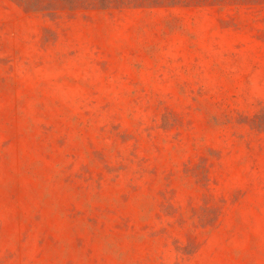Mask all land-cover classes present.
<instances>
[{"label":"rangeland","instance_id":"obj_1","mask_svg":"<svg viewBox=\"0 0 264 264\" xmlns=\"http://www.w3.org/2000/svg\"><path fill=\"white\" fill-rule=\"evenodd\" d=\"M0 264H264V0H0Z\"/></svg>","mask_w":264,"mask_h":264}]
</instances>
